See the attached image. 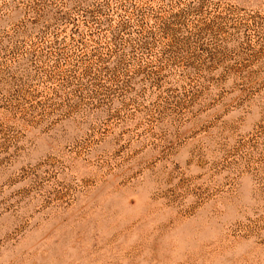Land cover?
<instances>
[{"label": "rangeland", "instance_id": "obj_1", "mask_svg": "<svg viewBox=\"0 0 264 264\" xmlns=\"http://www.w3.org/2000/svg\"><path fill=\"white\" fill-rule=\"evenodd\" d=\"M0 264H264V0H0Z\"/></svg>", "mask_w": 264, "mask_h": 264}]
</instances>
